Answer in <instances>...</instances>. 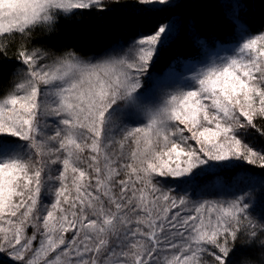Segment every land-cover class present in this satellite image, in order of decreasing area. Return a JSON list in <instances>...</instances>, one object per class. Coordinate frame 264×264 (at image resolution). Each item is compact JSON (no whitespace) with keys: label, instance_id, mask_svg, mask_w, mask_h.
<instances>
[{"label":"snow or ice","instance_id":"6c2138e0","mask_svg":"<svg viewBox=\"0 0 264 264\" xmlns=\"http://www.w3.org/2000/svg\"><path fill=\"white\" fill-rule=\"evenodd\" d=\"M137 3L0 0V256L11 264H252L236 258L254 246L264 259V177L227 200L189 194L241 162L264 169V149L241 138L264 137V31L249 34L246 0L228 3L233 40L195 33L182 71H156L174 21L95 58L35 44L87 12L152 10ZM257 185L254 203L245 189Z\"/></svg>","mask_w":264,"mask_h":264},{"label":"trees","instance_id":"16d2710c","mask_svg":"<svg viewBox=\"0 0 264 264\" xmlns=\"http://www.w3.org/2000/svg\"><path fill=\"white\" fill-rule=\"evenodd\" d=\"M104 2L106 5L114 7L112 0H104ZM169 2L172 5H179V7L139 5L137 0H120L121 4L137 3L138 8H150L152 10L133 13L131 9L117 8L114 12L101 13L95 10L87 12L83 19L61 20L58 37H53L50 40H36L35 44L56 51L64 48L73 49L81 57L87 58L104 52L118 40H123L124 44L127 45L141 32L144 35L153 34L160 24L174 21L176 24L175 36L169 45L162 50L156 64V71L164 73L171 65H175L179 71L180 61L192 60L197 57L198 48L193 38L197 32L201 38L214 36L222 44L233 40V29L226 18L230 14L228 8L230 0H169ZM246 4V11L242 12L241 15L249 26V34L255 35L264 31V0H246ZM18 46V43L10 46V57L14 56ZM14 66L15 62L13 61L12 67ZM8 67V65L5 66L6 78ZM241 138L254 149H264V137H261L255 130L249 129L246 136L241 134ZM191 143L194 145V142ZM260 177H264V169L241 162L239 167L220 170L215 176L209 177L207 182L202 181V186L206 184L208 188V190L203 191L202 195L199 190L193 193L191 189L189 194L196 200H227L231 199L234 193L238 194L241 189L245 188L247 178L259 180ZM213 184L217 185L215 189L211 187ZM245 190L252 191L254 203L260 199L259 185L254 190ZM259 216L260 207L257 204L255 218L258 220ZM31 234L32 229H29L28 235ZM243 242L242 236L237 241V245L239 246ZM261 257V250L254 246L245 250V257L238 256L236 259L250 258L252 264H264V259ZM0 264H11L10 258L0 256Z\"/></svg>","mask_w":264,"mask_h":264},{"label":"rangeland","instance_id":"374dc122","mask_svg":"<svg viewBox=\"0 0 264 264\" xmlns=\"http://www.w3.org/2000/svg\"><path fill=\"white\" fill-rule=\"evenodd\" d=\"M126 46V45H125ZM111 48V47H110ZM110 48H108V49H110ZM105 52V51H104ZM104 52H102V53H100V54H97V55H93V56H89V57H93V58H95V57H100V56H102L103 54H104ZM89 57H87V58H89ZM84 58V57H83ZM191 60H185V61H180V68H179V71H182V62H190ZM167 71H165L164 73H166Z\"/></svg>","mask_w":264,"mask_h":264}]
</instances>
